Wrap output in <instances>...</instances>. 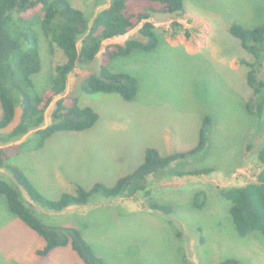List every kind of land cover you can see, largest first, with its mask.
Returning a JSON list of instances; mask_svg holds the SVG:
<instances>
[{"label": "rangeland", "instance_id": "1", "mask_svg": "<svg viewBox=\"0 0 264 264\" xmlns=\"http://www.w3.org/2000/svg\"><path fill=\"white\" fill-rule=\"evenodd\" d=\"M69 1L89 14L97 0ZM109 3L102 0L95 14ZM184 9L181 14L151 17L159 37L155 48L137 49L109 62L111 72H128L137 78L133 101L116 93L80 90L79 103L98 112L97 123L84 131L55 133L39 148L22 146L10 162L22 168L44 195L57 198L74 192L76 184L89 187L97 180L112 184L141 163L148 147L162 155L192 148L204 117L209 116L205 148L172 165L178 170L208 167L211 171L148 177L150 193L173 207L170 214L149 208L140 193L46 213L55 215L51 222L60 220L80 229L106 264H218L228 257L237 258L239 264H264V236H240L230 202L219 192L255 182L262 166L257 153L264 146V113L259 117L245 108L252 89L245 80L247 66L241 62L253 57L227 28L233 21L245 27L264 23V0H185ZM175 22L182 27L174 26ZM141 25L105 40L103 46L130 37L142 39ZM37 30L41 69L32 78L42 92L64 56L38 26ZM101 52L69 74L61 96L75 93L85 76L99 71ZM257 70L263 77L264 67ZM52 102L45 125L51 122ZM34 130L5 145L22 143ZM1 172L11 176L6 169ZM198 192L204 204L195 208L192 201ZM42 245V238L9 212L0 196V264H84L70 247L38 257L35 252Z\"/></svg>", "mask_w": 264, "mask_h": 264}, {"label": "trees", "instance_id": "2", "mask_svg": "<svg viewBox=\"0 0 264 264\" xmlns=\"http://www.w3.org/2000/svg\"><path fill=\"white\" fill-rule=\"evenodd\" d=\"M97 0L89 8V14L74 7L69 0H0V129L12 119L16 106L22 108L19 125L7 133L0 132V196L4 197L8 211L43 240L35 254L45 258L54 249L70 247L84 264H106L96 255L80 229L65 222H51L57 213L71 206H86L95 202L112 200L140 193L146 197L148 207L170 214L173 207L154 199L149 185L153 179L163 176L200 175L211 171L208 167L178 170L173 163L185 162L202 151L207 144V131L212 118L205 116L199 130L198 141L190 149L173 150L162 155L157 148L148 147L141 163L131 172L118 177L112 184L96 181L89 187L76 184L74 192H63L57 198L44 195L31 179L10 160L22 146L39 148L58 132L84 131L98 121V112L90 105L79 103L78 92L87 94L116 93L130 102L138 92V80L128 72L110 71L109 62L118 56H127L135 50H152L159 42L153 23L148 21L155 14H181L185 0H110L108 7L95 14ZM138 29L142 39L130 37L124 43L103 42ZM174 26L182 27L180 23ZM37 26L43 36L63 53V60L55 66L50 85L37 91L33 75L41 69ZM227 31L241 47L253 57L242 59L247 66L245 80L252 89L245 103L248 112L261 117L264 113V74L257 69L264 67V23L245 27L231 22ZM188 33V30L186 32ZM103 48V51L101 52ZM101 52L99 71L90 73L80 82L73 94L61 96L65 91L69 74L76 67L94 61ZM118 80V81H116ZM81 83V85H80ZM57 99L51 111V122L45 125V113L51 102ZM20 144H8L33 130ZM261 170L255 182L243 186L219 189L230 202V214L240 236L259 233L264 236V146L258 153ZM25 192L27 200L22 192ZM200 192L193 197L192 205L200 208ZM45 211L37 209L33 204ZM185 264H190L185 262ZM218 264H239L235 257H228Z\"/></svg>", "mask_w": 264, "mask_h": 264}, {"label": "water", "instance_id": "3", "mask_svg": "<svg viewBox=\"0 0 264 264\" xmlns=\"http://www.w3.org/2000/svg\"><path fill=\"white\" fill-rule=\"evenodd\" d=\"M116 81H118V80H116ZM59 98H60V96L56 97L53 100L52 104H54L55 101ZM22 113H23L22 108L20 106H16L15 112L13 115V119L6 126L2 127L0 129V132H2V133L12 132L21 122Z\"/></svg>", "mask_w": 264, "mask_h": 264}, {"label": "crops", "instance_id": "4", "mask_svg": "<svg viewBox=\"0 0 264 264\" xmlns=\"http://www.w3.org/2000/svg\"><path fill=\"white\" fill-rule=\"evenodd\" d=\"M151 17L148 19V21H150L151 22ZM152 23V22H151ZM115 38V37H114ZM113 38H111V39H108V40H106L105 42H107V41H111ZM98 181V180H97Z\"/></svg>", "mask_w": 264, "mask_h": 264}, {"label": "built area", "instance_id": "5", "mask_svg": "<svg viewBox=\"0 0 264 264\" xmlns=\"http://www.w3.org/2000/svg\"><path fill=\"white\" fill-rule=\"evenodd\" d=\"M116 37H118V36H116ZM114 38V37H113Z\"/></svg>", "mask_w": 264, "mask_h": 264}]
</instances>
